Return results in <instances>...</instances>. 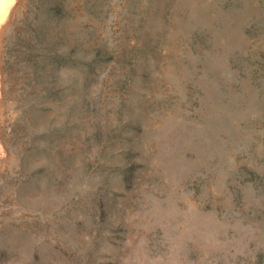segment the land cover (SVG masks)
<instances>
[{
	"label": "rangeland",
	"instance_id": "obj_1",
	"mask_svg": "<svg viewBox=\"0 0 264 264\" xmlns=\"http://www.w3.org/2000/svg\"><path fill=\"white\" fill-rule=\"evenodd\" d=\"M46 3L0 264H264V0Z\"/></svg>",
	"mask_w": 264,
	"mask_h": 264
},
{
	"label": "bare ground",
	"instance_id": "obj_2",
	"mask_svg": "<svg viewBox=\"0 0 264 264\" xmlns=\"http://www.w3.org/2000/svg\"><path fill=\"white\" fill-rule=\"evenodd\" d=\"M51 6L46 0H0V201L10 175L26 168V124L41 120L34 106H26V97L37 88L32 71L34 53L26 40V16ZM26 48L30 50L26 51ZM0 203V246L15 242L18 230L5 225L11 212ZM20 214V213H19ZM3 241V242H2ZM0 247V260L2 258Z\"/></svg>",
	"mask_w": 264,
	"mask_h": 264
}]
</instances>
